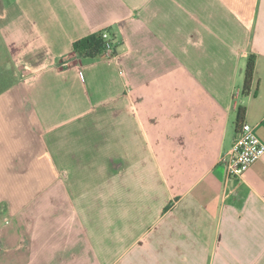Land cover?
Segmentation results:
<instances>
[{
  "label": "crops",
  "instance_id": "obj_1",
  "mask_svg": "<svg viewBox=\"0 0 264 264\" xmlns=\"http://www.w3.org/2000/svg\"><path fill=\"white\" fill-rule=\"evenodd\" d=\"M240 107L264 145V0H0V264H264Z\"/></svg>",
  "mask_w": 264,
  "mask_h": 264
},
{
  "label": "built area",
  "instance_id": "obj_2",
  "mask_svg": "<svg viewBox=\"0 0 264 264\" xmlns=\"http://www.w3.org/2000/svg\"><path fill=\"white\" fill-rule=\"evenodd\" d=\"M105 41V57L113 58L115 56L114 39L108 30L101 32ZM122 74L126 76L122 69ZM264 156V145L256 136L254 128L243 123L238 131L237 138L232 149L223 158L221 163L226 168V174L229 178L241 177L253 164Z\"/></svg>",
  "mask_w": 264,
  "mask_h": 264
},
{
  "label": "trees",
  "instance_id": "obj_3",
  "mask_svg": "<svg viewBox=\"0 0 264 264\" xmlns=\"http://www.w3.org/2000/svg\"><path fill=\"white\" fill-rule=\"evenodd\" d=\"M74 49L78 54H81L87 58H95V57H105V41L102 37V34H95L88 38L82 39L74 44ZM256 60L254 56H251L248 60L245 69V81H244V94L250 92L254 73H255ZM245 115V108L240 107L238 109V117L237 124H243V119Z\"/></svg>",
  "mask_w": 264,
  "mask_h": 264
}]
</instances>
